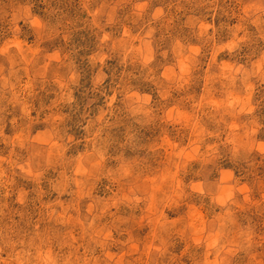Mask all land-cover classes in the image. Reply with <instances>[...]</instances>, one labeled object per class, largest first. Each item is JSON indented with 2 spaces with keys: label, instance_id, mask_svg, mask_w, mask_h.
Instances as JSON below:
<instances>
[{
  "label": "rangeland",
  "instance_id": "rangeland-1",
  "mask_svg": "<svg viewBox=\"0 0 264 264\" xmlns=\"http://www.w3.org/2000/svg\"><path fill=\"white\" fill-rule=\"evenodd\" d=\"M0 264H264V0H0Z\"/></svg>",
  "mask_w": 264,
  "mask_h": 264
}]
</instances>
